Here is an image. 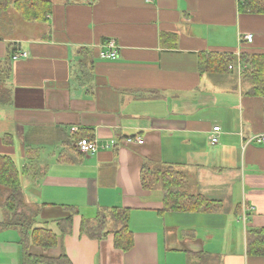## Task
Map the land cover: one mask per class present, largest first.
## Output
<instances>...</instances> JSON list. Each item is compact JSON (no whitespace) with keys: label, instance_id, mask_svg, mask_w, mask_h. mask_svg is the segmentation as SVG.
Segmentation results:
<instances>
[{"label":"crops","instance_id":"1","mask_svg":"<svg viewBox=\"0 0 264 264\" xmlns=\"http://www.w3.org/2000/svg\"><path fill=\"white\" fill-rule=\"evenodd\" d=\"M50 1L47 22L30 27L14 29L13 7L0 14V60L8 43L27 52L0 82V154L21 172L33 228L57 235L54 247L30 244V254L64 253L71 264H264V254L248 251L249 241L264 240L263 101L247 94L239 61L264 53V13L238 0ZM246 33L251 42L240 41ZM110 39L118 56L101 58ZM203 53L237 61L227 72H200ZM81 133L96 139V152L76 150ZM166 165L214 209L161 213V187L144 189L140 173ZM102 207L129 209V250L116 249L112 234L81 232ZM68 216L61 232L57 222ZM18 240L15 229H0V264H24Z\"/></svg>","mask_w":264,"mask_h":264},{"label":"trees","instance_id":"2","mask_svg":"<svg viewBox=\"0 0 264 264\" xmlns=\"http://www.w3.org/2000/svg\"><path fill=\"white\" fill-rule=\"evenodd\" d=\"M238 5L240 9L264 13V0H238ZM10 7H13L19 16L27 22L44 23L47 22L52 12L53 3L50 0H0V14ZM8 47V56L4 60H0V82L9 78L12 55L16 51L14 43H8ZM236 61V57L231 54L203 53L199 56L198 67L200 72L223 73L229 71V66H234ZM239 61L244 66L241 71V80L248 85L247 94L261 97L264 111V53H241ZM81 63L85 64V61L80 60ZM89 73L84 70L83 76H87ZM78 137H85V134L81 133ZM20 175L21 172L13 159L8 155L0 154V187L6 191L1 205L3 218L0 221V229L13 228L18 231V243L22 248L24 264H71L64 253H61L57 258L30 254V244L48 249L57 244V235L50 229L33 228L32 219L22 210L24 197ZM140 182L144 189L161 187L163 193L161 213L166 211H211L216 206L214 200L186 192L184 189L186 186L185 174L172 165H166L157 170L143 166ZM67 209L73 213L69 207ZM109 221L117 225L113 231L107 229ZM71 223L72 216H68L60 219L57 226L61 232H65L70 228ZM80 230L94 239H101L112 234L113 245L120 251H127L133 245L132 233L129 228V209L126 208L102 207L98 209L92 221L82 219ZM248 251L264 254V240L249 241Z\"/></svg>","mask_w":264,"mask_h":264},{"label":"built area","instance_id":"3","mask_svg":"<svg viewBox=\"0 0 264 264\" xmlns=\"http://www.w3.org/2000/svg\"><path fill=\"white\" fill-rule=\"evenodd\" d=\"M240 41H248L251 42L252 41V35L251 34H243L240 36ZM105 49L106 50H102L99 53V56L101 58H105V59H115L118 56V46L116 44V42L113 39H110L107 41V43L105 44ZM27 56V52L26 51H17L12 55V60L21 58V57H26ZM229 69H231V66H229ZM76 127H71V131L75 132L76 131ZM221 128L219 126H214L212 128V134L210 136L211 139V143L212 144H216L218 142V134L220 133ZM127 142H130L131 139H127ZM138 143H142L143 140L140 138H137L136 140ZM256 141L258 143H262L264 144V136H260L256 138ZM75 148L76 150L84 155H89L92 154L94 152H96V150L98 149V143L96 141V139L94 138H89V137H82L79 139L75 140ZM249 143V141L246 142V145ZM113 142L110 143H106L105 147L106 148H111L112 147Z\"/></svg>","mask_w":264,"mask_h":264},{"label":"rangeland","instance_id":"4","mask_svg":"<svg viewBox=\"0 0 264 264\" xmlns=\"http://www.w3.org/2000/svg\"><path fill=\"white\" fill-rule=\"evenodd\" d=\"M11 12L10 13H13V15L16 17V20L13 22L15 25H16V27L14 28V29H18V22L19 23H22L23 25H25V26H27V27H30L29 26V22H27V21H25L24 19H22L20 16H19V14L12 8V10H10ZM2 17H3V19L5 20V21H8L7 20V16H6V14H2L1 15ZM9 16V15H8ZM18 21V22H17ZM18 30H16V32H17ZM7 33V31H2V35H5ZM3 204V202H2V200H1V198H0V206ZM1 210H2V213H3V208L1 207Z\"/></svg>","mask_w":264,"mask_h":264}]
</instances>
